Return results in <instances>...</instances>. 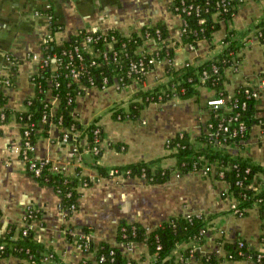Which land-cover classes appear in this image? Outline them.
Here are the masks:
<instances>
[{"label": "crops", "instance_id": "0c3cea01", "mask_svg": "<svg viewBox=\"0 0 264 264\" xmlns=\"http://www.w3.org/2000/svg\"><path fill=\"white\" fill-rule=\"evenodd\" d=\"M37 11L42 14L51 11L59 27L53 34L56 44L69 41L82 30H118L129 36L140 34L146 26L162 23L168 29V45L177 44L176 65L187 61L199 64L219 56L227 47L225 38L233 32L245 46L237 54L240 57L237 68L225 70L226 100L233 99L242 86L255 85L264 79V42L255 34L258 25L264 24V0L243 2L231 20L223 21L211 38L199 41L194 48L182 39L183 18L173 10L172 0H0V79L15 76L13 83L3 88L7 96L5 107L14 111L26 110V100L35 94L33 76L44 56V40L52 30L47 18L38 17ZM144 48L153 51L155 44L144 43L138 50ZM11 56L19 59V64L13 63ZM169 65V59L164 58L144 82L133 80L123 89L115 84L106 88L85 87L84 93L76 98L74 114L81 124L87 127L96 122L103 128L100 165L112 168L160 158L163 167L175 168L177 159L169 155L167 140L183 131L193 137L208 133L213 116L208 101L218 96L216 89L206 86L188 98L153 102L138 119L115 118V107L128 111L137 92L166 82ZM47 99L56 108L57 100L50 94ZM255 113L259 121L252 125L248 137L221 147L264 167V94L256 100ZM21 129L15 115L6 122L0 120V236L14 225L16 239L28 227L35 239L54 254L43 264L86 261L101 264L98 259L101 242H108L136 260L145 257L142 264H150L155 257L150 255L147 243L128 245L118 241L121 223H140L154 229L172 216L199 214L209 219L204 237L178 245L168 256L167 264H203L202 256L209 253L222 258L220 264H256L252 257L228 258L225 242L234 241H243L264 255V218L259 207L251 208L245 216L235 214L232 211L235 196L229 192L227 181L213 172L204 174L200 169L180 175L176 170L162 184L124 175L101 177L93 165L91 152L84 150L80 158H73L71 144L61 137L64 128L53 124L48 135H42L41 129L37 132L33 156L69 165L70 174L81 167L82 175L93 180L91 186H79V208L70 214L63 211L62 197L55 187L38 181L21 158ZM86 142L84 137L81 146ZM254 188H264V173L255 179ZM28 208L36 209L37 215L26 222ZM81 239H87L94 247L84 249ZM20 262L30 264L13 255L0 259V264Z\"/></svg>", "mask_w": 264, "mask_h": 264}, {"label": "trees", "instance_id": "16d2710c", "mask_svg": "<svg viewBox=\"0 0 264 264\" xmlns=\"http://www.w3.org/2000/svg\"><path fill=\"white\" fill-rule=\"evenodd\" d=\"M246 1L248 0H227V11H221V7L218 6L219 0H188L189 3L200 6V13L193 11L189 15L184 14L186 30L182 31L183 41L196 47L199 41L211 38L221 28L222 22L231 20L239 6ZM218 11H220L219 14ZM46 13L50 14L51 11H46ZM51 29L53 34L59 29L54 17ZM259 32H262L259 39L264 42L263 23L258 25V30L255 34H259ZM107 33L108 36H104L100 30L92 33L82 30L63 44H56L54 40L49 41L48 47H43L44 55L57 57L61 64L56 71H53L50 66L39 67L37 74L33 76L32 80L35 94L26 100V110L14 111L5 107L7 96L4 94L3 88H1L4 79H0V120L6 122L10 120L11 115H15L16 120L22 125V132L27 122H36V128H38V131L41 129V134L45 136L49 134L53 124L64 129H73V133L70 135V142L79 143L81 151L87 150L91 152L93 165L98 169L101 177L124 175L125 177L145 178L151 184H162L167 182L176 170L180 175H185L190 171L202 169L206 164L212 167V172L216 177L227 181L229 192L240 200L239 206L243 209V216L247 215L251 208L257 206L264 218V188L261 190L254 188V181L259 174L264 173V167L257 166L248 158L242 155H233L226 148L215 145L214 138L208 133L193 137L190 133L183 131L167 140L165 147L170 151L169 155L177 159L175 168L163 167L160 164V158L107 168L98 163V159L103 152L100 145L104 139L102 126L93 122L91 125L84 127L74 114L76 98L79 94L84 93V87L97 86L102 88L105 78L108 79V86L113 85L120 78H123V84L125 85H130L136 78L140 82L146 80L147 73L155 68L154 63L148 62L152 57L150 53H146L145 73H132L131 76L128 73L130 62L137 60L143 52V50L139 51L138 49L144 45L147 33L160 41L164 40L156 57L158 60L167 57L171 61L167 68V80L150 90L137 92L129 105L128 111L124 108L115 107L114 116L118 119L120 115V120L138 119L143 109L153 102L164 103L174 97L188 98L194 96L198 93V89L201 86L214 88L218 97H225L227 95L224 88L225 70L236 61H239L240 57L237 54L245 46V42L236 39L232 32L225 38L227 47L219 56L199 64L187 61L176 65L174 56L177 44L174 46L168 45L166 41L168 29L162 23L146 26L140 34L133 33L126 36L118 30H111ZM89 34H92L94 38H98V40L90 43L93 51L103 52L107 50L108 46L106 44L110 40L111 35L116 37L117 41L114 43V50L107 53V58L103 54L94 56L90 51L84 49H81L78 53L75 52V47ZM114 51H119V59L117 61L114 60ZM70 53H73V58L70 57ZM11 58L15 60L16 64H19V59H15L12 56ZM82 65L85 70H83L81 75V86L71 76L66 75L69 74L72 68L81 69ZM214 65L219 68L218 72H214ZM16 69L15 67L14 71ZM205 72H207L208 77L203 81L202 77ZM55 74L58 77H54ZM9 79L13 83L15 76L12 75ZM57 82L59 83L58 86L56 85ZM48 94L58 98L56 108L47 99ZM235 98L238 99L237 103H234ZM70 99L73 101L70 102ZM232 100L228 101V107L231 108L230 111L225 109L215 110L211 119V123L214 124L212 129L217 130L220 122H227L232 115L240 113L239 121L246 125V130L243 135L229 138L227 140L228 144L245 140L252 125L259 121L255 113L257 99H247L243 88L237 91ZM243 101H247L245 109L242 108ZM1 114H4V118L1 117ZM44 114L48 115L45 120H43ZM238 124V122H234L231 127L235 128ZM38 131L35 130L31 134V141L34 144L37 140ZM220 134L223 136V132ZM222 136L220 137L222 138ZM84 137L87 142L81 146L80 142ZM95 147L98 149L97 153H95ZM221 172L224 173V176H221ZM34 177L43 184L55 187L62 197L61 205L64 209H70L69 207L72 203H76L79 208L78 200L81 196V192L78 190L79 186L84 187V183H87L85 187H88L93 183L91 178L82 175L81 167H76L75 173L67 175L63 172L52 170L48 165L44 167L40 176ZM68 193L70 196H68ZM208 226L209 219L200 214L172 216L154 229H148L140 223L122 222L119 226L117 238L119 242L128 244L147 243L150 255L155 257L150 264H167L168 256L178 245L195 239H202L208 230ZM14 234L15 226L12 225L6 235L0 236V247L3 246V248H0V259L13 255L21 260L30 262V264H43L45 257L48 254H53L43 243L35 239L32 230H29L27 234H23V230L20 231V235L16 239ZM158 246H160L159 249ZM224 246L228 253L233 254L234 259L243 257L256 259L258 255L246 243L240 246V241L225 242ZM93 247L92 243H88L86 250H90ZM111 251H114L113 255H111ZM195 253L200 254L197 250ZM101 255H105L106 259L104 262H100L101 264H142L145 261V257L136 260L123 254L120 249L110 245L108 242L99 244L98 259ZM221 260L222 258L216 253L202 256L203 264H220ZM262 261L264 264V255ZM18 264L24 263L20 262ZM80 264L92 263L86 261Z\"/></svg>", "mask_w": 264, "mask_h": 264}, {"label": "built area", "instance_id": "2783aa9c", "mask_svg": "<svg viewBox=\"0 0 264 264\" xmlns=\"http://www.w3.org/2000/svg\"><path fill=\"white\" fill-rule=\"evenodd\" d=\"M227 0H219L218 2V6L221 7V11H227L228 6H227ZM50 7H47V10H49ZM172 8L173 10L177 13L180 14L183 18V24L181 27V31H185L186 30V20L184 18V14H191L193 11H196L198 14L200 13V6L199 5H195L193 3H189L188 0H172ZM220 13V11H218V14ZM37 16L38 17H45L47 18V22L49 25L52 24V19H53V15L50 13H43L41 11H37ZM97 31V30H95ZM94 31V32H95ZM159 33V31H157ZM92 33V32H90ZM104 36H108L107 32H102ZM262 35V32H259V34H256V36L259 38V36ZM146 41L145 43L148 42H154L155 44V48L153 51H149L148 49L144 48L142 54H140L141 56L137 59V60H132L130 62V69H129V73L128 75L131 76L132 73H145V64H146V53H150L152 54V57L148 60V62L150 63H154L155 65L162 59L158 60V58L156 57L158 55L159 50L161 49L162 43L164 42V40L160 41L157 38L152 37L149 33L146 34ZM53 40V31L51 30L48 34V36L46 37V39L44 40V46L45 48L48 47V42ZM98 40V38H94V36L92 34H89L87 37L83 38L80 42L79 45H77L75 47V52L78 53L81 49L84 50H88L90 51L94 56H101L102 54L104 55L105 58H107V53L110 51L114 50V43L117 41L116 37L114 35H111L110 40L107 42V46L108 49L102 51H93L92 47L90 46V43L93 41ZM167 41V40H166ZM46 45V46H45ZM191 46L194 48L195 46L191 44ZM114 55V60H118L119 59V51H114L113 53ZM70 57L73 58V53H70ZM167 58V57H165ZM13 61V63L15 62L12 58H9ZM164 59V58H163ZM170 61V60H169ZM171 62V61H170ZM16 63V62H15ZM61 64V61L55 57V56H49V55H44L41 59H40V63H39V67H44V66H50L53 68V71H56L57 68L59 67V65ZM237 62H235L231 67L237 68ZM83 70L84 66L82 65L81 69H77V68H72L69 72V74H67L66 76H71L78 84L81 85V75L83 74ZM213 70L214 72H218L219 68L217 66H213ZM152 71V70H151ZM149 71V72H151ZM148 72V73H149ZM147 73V74H148ZM58 77L57 74L54 75V77ZM208 77L207 72H205L203 74V81L205 80V78ZM134 80H138L137 78ZM11 80L8 78L4 79V82L1 85V88L10 86ZM108 79L105 78L104 79V85L102 88H106L108 87ZM118 88L123 89V88H127L129 85H125L123 84V78H120L119 80H116L114 83ZM57 86L59 85V83L57 82L56 84ZM82 86V85H81ZM241 88L244 89V94L246 96L247 99H258L260 98L263 94H264V79L260 81V83L252 85V84H246L245 86H242ZM85 89V87H84ZM81 95V94H79ZM55 100L58 101V98H54ZM73 101L72 99H70V102ZM230 101H233L232 99ZM234 103L238 102V99H234ZM208 105L210 107H212V111H217L219 109H225V110H231V108L228 107V101L226 100L225 97H217L214 99H210L208 101ZM234 107V104H233ZM247 107V101H243L242 102V108L245 109ZM47 114L43 115V120L47 119ZM1 117L4 118V114H1ZM121 116H118V120H120ZM240 118V113H236L235 115H232L227 122H220L218 124V128L217 130H213L212 128H214V124L211 123V121L209 122L208 125V134L214 138V144L218 145V146H227L229 145L227 143V140L229 138H236L240 135H243L245 130H246V125L243 122L239 121ZM234 122H238L239 124L235 126V128H232L231 126L233 125ZM37 127V123L33 122V121H29L25 124V129L22 132V145H21V151H20V155L21 158L26 162L27 167L29 169V171L34 175V176H40L42 170L44 169V167H47L49 165V168H51L54 171H60L63 172L64 174L70 175L69 172V165H65V164H54L51 161L47 160V159H38L35 158L33 156V150H34V146L35 144L31 141V134L33 131H38ZM212 129V130H211ZM221 132H223V136L220 134ZM71 133H73V129H64L63 133H62V140L66 143H70L72 146V156L73 158H80L82 156V151L80 149L79 143L77 142H70V135ZM222 136V138L220 137ZM95 153L98 152V149L95 147L94 148ZM202 171L204 174H209L210 172H212V167L208 166V165H204V167L202 168ZM221 176H224V173L221 172ZM241 184V183H239ZM87 185V183H84V187ZM261 190V189H260ZM68 196H70V194L68 193ZM240 200L235 199V202L232 205V211L240 216H243L244 212L243 209L240 208ZM61 208L63 209V211L70 213H73L77 210V204L76 203H72L70 205V209H64L61 205ZM37 215V210L34 208H28L26 213H25V221H31L33 220V218H35ZM29 228L25 227L23 229V234H27L29 232ZM126 236V235H124ZM88 243L89 241L87 239H81L80 241V245L81 247H83L84 249H86L88 247ZM128 244V243H126ZM131 245V244H128ZM245 245V243L243 241H240V246ZM0 248H3V246H1ZM160 248V246H158V249ZM114 254V251H111V255ZM242 254V253H241ZM51 257V254H48L45 259L47 257ZM228 258L229 259H234L233 258V254L232 253H228ZM44 259V260H45ZM263 255L258 253L257 258L255 259V263L256 264H263ZM100 262H104L105 259V255H101L99 258Z\"/></svg>", "mask_w": 264, "mask_h": 264}]
</instances>
